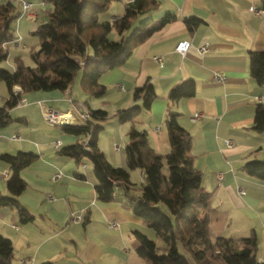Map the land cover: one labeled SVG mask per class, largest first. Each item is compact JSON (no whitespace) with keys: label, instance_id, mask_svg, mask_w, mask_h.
I'll return each instance as SVG.
<instances>
[{"label":"crops","instance_id":"crops-1","mask_svg":"<svg viewBox=\"0 0 264 264\" xmlns=\"http://www.w3.org/2000/svg\"><path fill=\"white\" fill-rule=\"evenodd\" d=\"M27 1L33 4L37 18L26 16L20 0L22 10L15 22L19 31L24 19L39 20L36 8L49 7L42 1ZM134 1L113 2L101 20L113 22L124 17L127 5ZM157 1L160 6L151 13L152 23L169 14L174 18L138 46L124 64L101 78L107 88L103 97H88L77 83L65 92H23L21 87H13L18 103L9 114L14 121L0 129V192L8 194L11 175L2 155H39L22 171L27 187L18 197L33 221L22 224L14 208L0 206V233L11 240L16 264L25 260L27 264H146L138 253L136 232L163 246L156 232L125 205L133 201L124 190H118L112 202L97 199L90 160L84 158L77 163L58 153L60 148L86 139L62 132L60 125L45 122L42 115L44 107L59 111L68 108L66 111L77 118L78 112L88 106L103 110L108 118L101 122L99 147L113 165L127 168L125 147L131 123L120 122L117 113L142 105V100L134 101L133 92L146 84L154 87L158 98L136 118V128L147 132L154 150L166 154L170 143L165 120L169 111L178 114L179 124L192 135L194 168L211 193L212 237L239 240L255 234L258 259L264 260V181L243 169L249 161L264 159V132L253 128L257 107H264V101L258 100L264 99V87L252 78L249 59L250 51H264L262 0ZM50 10L45 12L49 14ZM190 17L201 19L192 31L186 21ZM24 39L19 36L10 45L18 46ZM110 39L119 41L121 36L113 30ZM186 41L190 45L181 53L177 47ZM204 47L207 51L202 53ZM11 68L14 70L15 65ZM188 80L196 84V94L171 102L170 89ZM12 92L0 82V107ZM198 113L202 117L194 120ZM228 140L231 146H227ZM57 142L61 143L59 147ZM55 173L61 175L57 180L53 179ZM130 179L136 185L132 195L140 196L145 183L143 172L132 170ZM138 183L141 187L137 189ZM76 216L81 219L76 220Z\"/></svg>","mask_w":264,"mask_h":264},{"label":"trees","instance_id":"trees-1","mask_svg":"<svg viewBox=\"0 0 264 264\" xmlns=\"http://www.w3.org/2000/svg\"><path fill=\"white\" fill-rule=\"evenodd\" d=\"M51 4L48 20L39 25L34 35L39 39V49L32 51L33 66L26 65L17 57L15 69L8 70L2 64L9 57V45L16 37L15 22L19 17L16 5L7 2L0 5V82L12 92L19 86L23 92L67 91L81 74L82 90L90 98H100L107 88L101 78L124 64L134 50L160 31L174 18L166 15L152 23L151 13L159 8L157 0H135L127 5L124 17L113 22L102 21L101 15L117 0H41ZM264 8V0H262ZM189 30L200 25L201 19L187 18ZM137 24L135 25V23ZM116 30L119 41L110 39ZM130 32L126 36L127 32ZM251 76L258 86L264 87V51L249 53ZM196 94V84L183 81L173 86L168 99L171 102L190 98ZM158 98L154 87L146 84L133 92L134 105L120 110L117 117L122 123H131L125 147L127 168L113 165L99 147L101 122L108 118L103 110L91 109L90 118L78 125H60L62 132L86 140L67 145L58 150L60 155L70 157L77 163L84 158L90 160L96 178V196L102 202L116 200L122 189L133 203H125L133 214L152 228L163 246L136 232L139 255L146 264H264L258 259L259 242L255 234L246 238H213L210 232L211 193L202 185V176L194 168L192 135L178 122L171 111L165 120L170 150L163 154L154 150L144 130L136 128V118L143 109L149 110ZM18 103L11 93L0 107V129L14 119L9 114ZM264 132V107L259 105L254 118V127ZM85 142V144H83ZM1 158L10 165L11 175L7 181L8 194L0 192V206H10L17 211L22 224L33 221V215L18 197L27 184L22 171L35 163L39 155L33 152L4 154ZM141 170L144 185L138 197L132 195L135 184L130 179L132 170ZM244 172L264 181V159L247 162ZM183 250V251H182ZM0 264H16L15 253L9 238L0 233Z\"/></svg>","mask_w":264,"mask_h":264},{"label":"rangeland","instance_id":"rangeland-1","mask_svg":"<svg viewBox=\"0 0 264 264\" xmlns=\"http://www.w3.org/2000/svg\"><path fill=\"white\" fill-rule=\"evenodd\" d=\"M34 1L36 3L38 1L39 3V1L41 0H34ZM7 2H13L16 5L17 13L19 15L21 14L22 8H21L20 0H0V5L5 4ZM48 5L50 9L52 10L53 8L52 5L51 4H48ZM49 7L47 8V10L49 9ZM36 9L40 13V18L37 22H32V21L24 19L22 21L21 31H19V25L16 27L17 28L16 37L23 36L25 39L18 46H16L15 44H12L9 46V58L7 59V61H5L2 64L3 68L8 69V70L12 69L11 65L12 64L15 65L14 61L17 57L21 58L23 62L28 66L34 65V62L31 57V53L32 51H36L39 49V39L36 35H34V33L40 24L48 20V13H46L47 12L46 8L43 7L42 9H38V8ZM80 78H81V74L79 75L78 79L75 82L77 83V86H81ZM65 109L68 110V108H65ZM66 110H61V111H66ZM140 187L141 186L138 183L137 189ZM190 261L192 264H194L192 260Z\"/></svg>","mask_w":264,"mask_h":264},{"label":"built area","instance_id":"built-area-1","mask_svg":"<svg viewBox=\"0 0 264 264\" xmlns=\"http://www.w3.org/2000/svg\"><path fill=\"white\" fill-rule=\"evenodd\" d=\"M22 7L26 13V16L29 19H36L37 18V14L36 12L33 10V4L30 1L27 0H22L21 2ZM251 10L253 12L258 13L259 11L251 8ZM190 43L189 42H183L180 43L177 47V50L180 51L181 53H185L189 47ZM202 53L207 51V48L204 47L202 48ZM158 62L160 64H162V61L160 58L157 59ZM224 78H219V80H223ZM69 101H71L70 99H68ZM258 100L260 102L264 101L263 98H258ZM42 115H43V119L45 122L49 123V124H53V125H66V124H71V125H78L81 123H84L85 121H87L90 118V112L87 108H83L82 110H80L78 112V118L71 113L70 111H59L50 107H44L43 111H42ZM202 117V114H196L194 116V120H198ZM83 144H85V142H83ZM227 146H231L232 145V141L228 140L226 141ZM61 143L57 142L56 146H60ZM60 173H55L53 176L54 180H57L60 178ZM218 179L221 180L222 179V174L220 173L218 175ZM243 193V191H241ZM76 220L81 219L80 216H76L75 217ZM113 225H116V223H114ZM29 261L25 260L22 261V264H27Z\"/></svg>","mask_w":264,"mask_h":264}]
</instances>
